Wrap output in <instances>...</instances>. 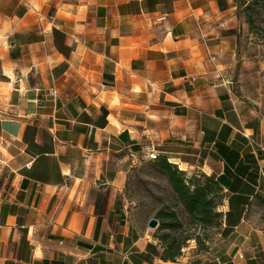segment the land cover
I'll list each match as a JSON object with an SVG mask.
<instances>
[{
  "label": "crops",
  "instance_id": "0c3cea01",
  "mask_svg": "<svg viewBox=\"0 0 264 264\" xmlns=\"http://www.w3.org/2000/svg\"><path fill=\"white\" fill-rule=\"evenodd\" d=\"M221 3L0 0V264H264V96ZM154 156L218 182L205 252L165 258L128 208Z\"/></svg>",
  "mask_w": 264,
  "mask_h": 264
},
{
  "label": "rangeland",
  "instance_id": "374dc122",
  "mask_svg": "<svg viewBox=\"0 0 264 264\" xmlns=\"http://www.w3.org/2000/svg\"><path fill=\"white\" fill-rule=\"evenodd\" d=\"M219 1L226 4L227 0ZM229 3L236 5L234 11L239 25L234 74L238 92L264 96V0H229ZM259 102L264 105V98ZM201 174L196 170L184 172L187 179L196 178L200 185L204 183L199 176ZM210 190L209 196L216 204L219 203L217 185H210ZM124 196L137 222L148 226L149 219L158 220L155 228L148 227L155 230L166 255L201 254L219 236L221 214L217 207L214 211L218 215L210 214L208 223L202 224L200 218L185 209L157 161H141L131 169ZM171 213H174L175 219ZM175 223L176 226H171Z\"/></svg>",
  "mask_w": 264,
  "mask_h": 264
},
{
  "label": "trees",
  "instance_id": "16d2710c",
  "mask_svg": "<svg viewBox=\"0 0 264 264\" xmlns=\"http://www.w3.org/2000/svg\"><path fill=\"white\" fill-rule=\"evenodd\" d=\"M152 159L153 161H157L160 164V167L165 171L179 199L190 214H194L200 218L199 221L202 224L208 223L207 218L210 214L215 216L218 215V212L214 211L218 206V203L216 204L212 197L209 196V193L211 192L210 185H217L220 191V187L216 180L202 173L199 176L204 179V183L200 185L196 178L187 179L184 176V171L178 169V167L169 162L166 157L154 156ZM160 214L161 213L158 215ZM171 216L175 219L174 213H171ZM176 225L177 224L175 223V225L172 224L171 226ZM164 256L165 258L174 259L175 256L178 255L175 253L166 255L164 252Z\"/></svg>",
  "mask_w": 264,
  "mask_h": 264
},
{
  "label": "water",
  "instance_id": "95a60500",
  "mask_svg": "<svg viewBox=\"0 0 264 264\" xmlns=\"http://www.w3.org/2000/svg\"><path fill=\"white\" fill-rule=\"evenodd\" d=\"M147 224H148L149 227L155 228L157 226V224H158V220L155 219V218H151V219H149Z\"/></svg>",
  "mask_w": 264,
  "mask_h": 264
},
{
  "label": "built area",
  "instance_id": "2783aa9c",
  "mask_svg": "<svg viewBox=\"0 0 264 264\" xmlns=\"http://www.w3.org/2000/svg\"><path fill=\"white\" fill-rule=\"evenodd\" d=\"M51 93L53 94V92L51 91ZM153 158V157H152Z\"/></svg>",
  "mask_w": 264,
  "mask_h": 264
}]
</instances>
